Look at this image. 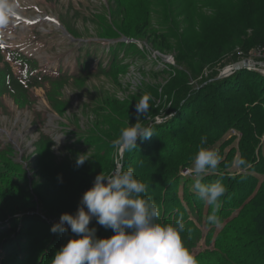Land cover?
Wrapping results in <instances>:
<instances>
[{
  "label": "rangeland",
  "instance_id": "obj_1",
  "mask_svg": "<svg viewBox=\"0 0 264 264\" xmlns=\"http://www.w3.org/2000/svg\"><path fill=\"white\" fill-rule=\"evenodd\" d=\"M18 3V13L22 18L28 16L37 20L42 17L44 21L38 25L22 24L19 30H15L13 21L10 26L13 32L7 36L8 46L33 54L38 58L39 68L47 69L51 74L57 75L62 68L64 77L71 84L64 87L63 96L72 99V106L70 103L66 115H59L50 100L46 99L50 89L61 87L55 83L44 81L42 88H32L24 105L18 104L11 96L0 97V130L9 133V140L17 142V148L22 149L23 155L34 149L33 142L40 131L46 132L56 142L52 146L58 156L55 163L72 164L81 171L76 184L44 191L49 195V205L45 210L51 215L60 218L65 212L75 214L83 193L93 185L96 175L101 172L111 175L118 169L127 170L129 167L135 170L138 179L149 185L147 195L161 209L156 199L160 193L164 195L163 191H167V184H172L170 188L174 189L182 176L196 178L190 173L192 170L188 169L189 162H193L198 149L211 146L208 143L211 141L205 145L201 143L202 136H207L209 140L232 125L242 128L230 127L227 132L228 137L236 139V145L241 150L236 153L233 165L220 172L235 177L236 174L247 171V168L236 166V158L239 156L248 161L255 141L260 137L264 144V53L259 52L260 37L264 38V0H18ZM140 11H144L148 18L144 20ZM49 14L62 21L64 19L65 27L69 30L76 28L84 42L88 37V40H92L91 36L110 38L104 42L97 39L106 49L100 50L101 58L94 59L90 65L91 74L97 76L88 77L83 87L73 86L71 79L81 70L77 65L79 45L67 39L61 21L53 23L46 20ZM146 22L152 23V28L148 29L147 34H143L138 31V27ZM120 38L133 43L129 50L133 57H129L131 62L128 71L119 76L106 77L99 74V62L107 65L111 58L108 45ZM250 50H253V56L258 57L255 62L248 61L252 53L250 56L245 55ZM240 60L257 65L247 67L248 73L240 75L241 80L236 76V71L240 69H234V63ZM14 69L19 73L21 68L14 64ZM253 74L262 82L253 84L248 80V84L244 86L243 77L250 79ZM215 77L219 79L214 81ZM209 85L213 87L209 93L215 91L213 98L220 97L222 103L208 106L207 103L196 100L195 91ZM228 89L231 91L225 94ZM145 95L151 97L150 108L146 117L142 115L138 120L136 104ZM188 103L192 107L186 110L182 120L171 124L166 135L168 137L160 139L159 132H156V140L152 143L155 144L154 150L150 147V151L154 153V161L149 159L143 149L140 156L134 157L132 164L127 158L123 161L128 151L115 147L113 142L125 127L136 122L159 127L170 122L175 117L174 111H179ZM85 107L88 109L85 110ZM90 108L92 111H89ZM69 115L92 135L86 150L69 153L60 147L66 136L78 130L70 121ZM187 116L192 119L195 116L201 118L202 130L204 129L202 136L199 134L201 125L191 131L190 127H186ZM37 119L39 123H36ZM43 119L45 121L42 123ZM59 121L65 122L66 127L58 128ZM171 134L178 135V138L170 137ZM183 146L185 148L181 150ZM162 148H170L174 155L179 149L183 152L186 163L179 170L180 177L168 167ZM84 153L91 158L78 167L76 159ZM20 157L21 154L18 161L21 160ZM253 158L256 159L253 168L257 167V173L252 170L250 174L256 175L253 183L255 180L258 182L255 184V191L244 203H249L255 195L256 199H253L244 215L232 220L228 230L233 238L231 245L235 247V252L233 248L229 253L201 257L198 259L199 264H236L234 259L238 257L245 259L253 256L256 246L253 248L250 241L254 240L263 244L261 251H264V149L261 154L258 148ZM156 160L160 164L158 174L157 167L151 168L149 172ZM220 172L217 169L213 176L207 174L212 178L210 183L217 180L222 182L221 178H217ZM244 175L246 174L243 173V178L239 180L240 184L236 185L238 189L246 182L247 177ZM37 180L41 181V178L38 177ZM10 185H4L6 190L0 195V212L36 208L30 197L24 195L23 189ZM186 190L197 195L189 182L177 187L175 198L179 201L188 198ZM167 192L173 195L172 190ZM237 193L239 190L229 188L222 197L235 204L234 197ZM178 203L173 200L168 206H177ZM183 204L187 207L185 201ZM197 207L212 211L209 205ZM187 208L190 213V207ZM189 217L195 220L191 213ZM196 223L202 231L201 240L193 248L197 254L206 249L205 240L212 226ZM100 237H106L104 231L100 233ZM183 238L186 241L184 233ZM256 264H264V257L258 258Z\"/></svg>",
  "mask_w": 264,
  "mask_h": 264
},
{
  "label": "trees",
  "instance_id": "obj_2",
  "mask_svg": "<svg viewBox=\"0 0 264 264\" xmlns=\"http://www.w3.org/2000/svg\"><path fill=\"white\" fill-rule=\"evenodd\" d=\"M140 13L141 17H144V20L148 18L144 11H140ZM151 28L152 23L146 22L145 25L138 27V31L143 34H147L148 29ZM69 31L76 37H81L80 35H78L76 28L72 27V29ZM262 36H264V34ZM91 37L93 38L92 40H88L86 42L76 41L74 43L79 45L78 51H80V55L77 59V65L81 67V70H79L72 76V84L74 83L73 86L83 87L85 84L84 82L89 79L88 77L97 76L95 74H91L90 65L94 61V59L100 57V50L105 51L106 47H102V42L106 41V39H110L106 36ZM96 38L101 39L102 42H98ZM260 42L261 43L259 44V46L263 48V37H260ZM132 45L133 43H129L122 38L110 43V45H108L107 47V50L111 56L110 61L107 63V65H102V62H99V74L107 77L119 76L127 72L130 66L129 64L131 62L129 61V57H133V54H131L129 51L131 50ZM91 48L94 49L91 50ZM252 51L253 50H250L245 55L250 56ZM122 54L123 56H121ZM1 60L2 58L0 56V61ZM246 70L248 69L243 68L239 71H236V76L240 78V75L247 74L248 72ZM244 77L242 80L244 86L248 84V80H250L253 84H259L262 82V80L259 79L256 74H253L250 79ZM43 79L44 81L61 85V87L58 89L56 87L50 89L48 91L47 97L48 100H50V103L52 104L54 110L59 113V115H66V111L69 109L70 103L72 106L71 97L66 98L63 96L65 93L64 87L71 85L68 82V79L63 75H60L57 78L45 76ZM217 79L216 77L213 78L214 81H216ZM241 79L242 78H240L239 80ZM39 84L41 83L36 82V85ZM206 85L208 84L206 83ZM204 86L201 90L195 91L197 101H199L200 103H207L208 106L211 104L222 103L220 97L213 98V93H215V91L209 93L210 90L213 89L211 85L206 87ZM230 91L231 89H228L225 94H228ZM5 93L14 98V100H16V102L20 105H24L30 95V85L24 87V85L20 84L18 78L15 76L12 69L7 64H5L3 68L0 67V96L4 95ZM229 101L230 103H232V100ZM189 106L190 105L188 103L179 111H174L175 114L173 116L175 117H173L170 122H166L159 127L155 126V133L151 136V138L146 140H141L138 138L136 149L128 151V155L124 156L123 161L125 162L127 158L129 163L132 164L134 157L136 155H141V149H143V152L148 155L151 161H154V153L150 151V147L152 148V150H154L153 146L155 144L152 143H154L156 140V132H159L160 137H158L160 139L168 137L166 135L169 132L171 124L174 125L177 120H182L185 117L186 110L192 107ZM86 109H88V107H85V110ZM89 111H92V108H90ZM38 116L40 118L42 117L41 114H38ZM69 119L72 124L78 127V130L71 135L66 136L64 142L60 145V147H63L69 153L86 150L88 147V142L90 141V137H92V135L90 136L86 130L81 128L78 122L74 120L71 115H69ZM44 121L45 119L42 120V123ZM185 122L186 127L191 128L190 131L195 130L198 125H201L199 134L202 136L204 129L202 130L203 121H201L200 117L195 116L192 119L191 116H187ZM36 123H39L38 119ZM58 124V128L61 127L63 129L64 127H66V123L63 121H59ZM230 127H238L239 129H242L240 126L232 125L222 130L221 132L219 131L218 134L213 135V137L209 140L207 136H202L206 137V142L211 141L208 142L209 145H211L209 148H216V151L221 156V163L218 166L219 170H224L227 167L232 166L236 153L238 152V150H241V148L237 147L236 145V139L234 140L228 137L227 132ZM170 137L178 138V135L171 134ZM185 141L186 139H184L183 142ZM174 142H176V139ZM255 142L256 143L252 149L253 153L249 155L247 165L242 166L244 168H247V171L243 172L246 174L244 176H246L247 178L246 182H243L241 189H238L236 185L240 184L239 180L243 178L241 177L243 173L236 174L235 177L223 173L224 175L217 177L219 179H222V183L227 186V189L230 188L235 191L239 190V193H237V195L234 197L235 204L227 201L225 198L223 200V206L225 208V211L223 213L225 215H228V212L231 208H240L239 213L234 218L235 220H237V218H239L241 215H244L245 210L256 197L255 195L249 203H244V200L247 199L255 191V184L258 182V180H255V182L253 183L256 175L250 174L252 170L257 173V171L255 170L257 169V167L253 168V166L256 164V159H254L253 156L256 154L258 148L259 153L261 154H263L264 149V144H262L261 137ZM205 143H203V145H205ZM53 145H56L53 137L46 132L40 131V134L33 142L34 149L27 155H23L20 161L17 160L19 157V151L14 147L12 142H5L0 145V195L3 193V191L6 190L4 188V185L11 184L10 186L12 187L16 186L20 189H23L22 191L25 192L24 195L30 197L31 201H33L34 205H36V208L26 207L17 208L13 211H8L5 213L0 212V264H51V259L54 257L56 251L75 235L71 233L70 229L67 233H53L51 231V228L55 223L59 221L60 218L51 215L49 211L45 210V208L49 205V195H47L46 192L44 193V191L46 190L48 192L51 188L58 189L60 187H64L63 185L76 184L78 180L77 176H79V173L81 172L79 168L74 167L72 164L66 165V163L64 162L60 164L55 163V158L58 156L52 147ZM184 148L185 147L183 146L180 149L183 150ZM180 149L178 150L176 155L170 152V148L161 149L164 150L162 154L164 155V160H166L168 167L173 169L176 176L178 177H180V168L186 163L183 160L184 154ZM189 163V167H193V162L190 161ZM249 165L250 167L248 168ZM156 167L158 168V172H156L158 174L160 172L159 160H156L155 164L151 165L149 172H151V168ZM38 177L41 178V181L37 180ZM195 180L196 178L193 177L183 178L182 176V179H179L174 189L170 188L172 187V184H167L166 190H172L173 195H171L167 191H163L164 195L163 193H160L157 196L156 200L158 204H160L161 208V216L159 218L161 223L168 224L170 222L169 214L170 211L174 212V210H170V208H168V203L172 202L173 200L179 202V208L184 211V214L180 215L186 217L185 210L184 208H182V206H184L183 201H185L188 206L197 202H192L194 195L190 194L188 190H186L188 193V198H183L180 201L179 199H176L175 196L178 193L177 187H179L181 184L187 185L189 182L193 186V181ZM207 181H209V179ZM164 208L166 210L163 214ZM178 215L179 214H177V216ZM232 220L230 221L226 229L223 228L222 231L217 234V242L215 244V248L206 249L205 252L200 254L201 256H213L222 253H229L233 248L235 252V247L231 245L233 244V238L230 236V231H228ZM89 226L95 227L97 229L96 235L98 237H100V233L102 234V231L105 232L106 237H109L113 234V231L111 229L110 231H108L104 227L98 225L95 219L90 221ZM185 228V239L190 242V245L196 244L197 239L202 235L201 231L192 224H189V226H185ZM207 240L212 241V235L210 233L207 234ZM250 242L253 244V248L256 246V250L255 252H253V256H248L245 259L238 257L234 259L236 261V264H256L258 258L264 257V251H261L263 249V244H259V242H256V240Z\"/></svg>",
  "mask_w": 264,
  "mask_h": 264
},
{
  "label": "clouds",
  "instance_id": "obj_3",
  "mask_svg": "<svg viewBox=\"0 0 264 264\" xmlns=\"http://www.w3.org/2000/svg\"><path fill=\"white\" fill-rule=\"evenodd\" d=\"M19 9L18 0H0V42L10 35V26ZM150 99L145 95L137 102L138 120L142 115L146 117ZM154 133L152 125L136 122L125 127L113 143L117 148L132 151L137 147L138 138L146 140ZM205 142L206 137H202L201 143ZM90 158L86 153L80 154L76 165L82 166ZM221 159L216 150L202 147L193 160L192 172L196 176L193 189L212 206L207 217L212 224L219 222L220 198L228 189L220 180L207 184L202 180L218 169ZM235 164L246 166L247 161L238 156ZM148 187L136 177L132 167L118 169L111 175L103 172L96 175L93 185L83 193L76 213L61 214L52 226L53 233H67L70 229L75 235L56 251L51 264H199L184 241L183 217L174 223H161L160 209L147 195ZM93 218L113 234L98 237L97 229L89 226Z\"/></svg>",
  "mask_w": 264,
  "mask_h": 264
},
{
  "label": "water",
  "instance_id": "obj_4",
  "mask_svg": "<svg viewBox=\"0 0 264 264\" xmlns=\"http://www.w3.org/2000/svg\"><path fill=\"white\" fill-rule=\"evenodd\" d=\"M249 64L251 63L246 60H240L234 64V69L246 68V67H249Z\"/></svg>",
  "mask_w": 264,
  "mask_h": 264
},
{
  "label": "built area",
  "instance_id": "obj_5",
  "mask_svg": "<svg viewBox=\"0 0 264 264\" xmlns=\"http://www.w3.org/2000/svg\"><path fill=\"white\" fill-rule=\"evenodd\" d=\"M259 52H261V53L263 54V53H264V48H261V49L259 50ZM255 58H258V57L253 56V53H252L251 57L248 58V61L251 60L252 62H255V61H254Z\"/></svg>",
  "mask_w": 264,
  "mask_h": 264
},
{
  "label": "bare ground",
  "instance_id": "obj_6",
  "mask_svg": "<svg viewBox=\"0 0 264 264\" xmlns=\"http://www.w3.org/2000/svg\"><path fill=\"white\" fill-rule=\"evenodd\" d=\"M262 64H263V63H262ZM249 66L251 67V66H252V64H249ZM260 67H262V66H260ZM263 67H264V66H263ZM231 70H232V69H231ZM231 70H230V71H231ZM230 75H232V73H231Z\"/></svg>",
  "mask_w": 264,
  "mask_h": 264
}]
</instances>
